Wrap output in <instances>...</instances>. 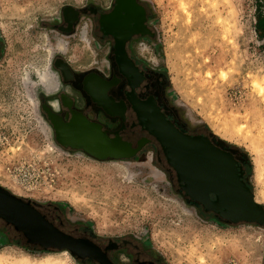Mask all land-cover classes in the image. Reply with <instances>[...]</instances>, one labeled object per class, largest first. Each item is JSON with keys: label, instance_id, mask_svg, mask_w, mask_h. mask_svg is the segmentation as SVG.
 Returning <instances> with one entry per match:
<instances>
[{"label": "rangeland", "instance_id": "rangeland-1", "mask_svg": "<svg viewBox=\"0 0 264 264\" xmlns=\"http://www.w3.org/2000/svg\"><path fill=\"white\" fill-rule=\"evenodd\" d=\"M148 1L162 43L157 67L167 74L172 98L201 135L211 131L247 153L248 161L239 159L264 206V36L255 30L264 0ZM89 2L108 0H0V187L22 200L63 207L66 223L82 220L104 236L148 241L172 264H264L263 228L222 225L197 211L199 217L184 215L181 208L188 207L150 166H130L132 178L117 181L102 174L110 163L54 146L39 112L38 76L59 54L49 58L44 48L61 37L38 23ZM81 48L78 36L68 40L73 55ZM56 252L0 243L4 264L24 254L28 264H38ZM53 264L80 263L69 255Z\"/></svg>", "mask_w": 264, "mask_h": 264}, {"label": "flooded vegetation", "instance_id": "flooded-vegetation-1", "mask_svg": "<svg viewBox=\"0 0 264 264\" xmlns=\"http://www.w3.org/2000/svg\"><path fill=\"white\" fill-rule=\"evenodd\" d=\"M126 8L121 9L118 0H108L106 5L89 2L82 8L65 6L52 16L54 18L38 23L39 28L61 37L67 44L71 37H79L83 26L88 23L89 27L84 28L85 34L91 41L97 59L87 70L76 69L58 52L51 60V70L57 77L58 86L39 99V112L50 129L55 144V131L43 109L44 105L65 122L71 118V111H75L88 121L99 124L110 138L118 133L123 141L131 143L135 148L141 142L137 153L124 161H141L144 165L153 167L158 175L167 178L175 193L183 196L160 143L150 134L153 127L141 124L133 107L149 106L182 133L192 136L201 134L197 131L198 127L190 125L183 108L172 98L167 74L157 67V56H161L162 43L155 8L148 0H129ZM103 22L107 24V28L101 25ZM127 32L131 35L124 46L126 59L122 60L116 54V40ZM141 42L148 45L156 64L137 53L136 48ZM2 49L3 42L0 38V56ZM58 61L65 62L68 70L59 68ZM120 66H123V72L120 71ZM104 106L107 107L106 110ZM142 121L146 122L147 118ZM61 151L80 154L98 163L115 162L110 158L94 160L70 147L62 148ZM234 158L242 172V180L252 191L246 162L239 157ZM211 198L214 199L213 196ZM184 199L195 207L203 219L206 216L215 218L220 224L229 226L247 224H234L213 212H205L201 205L185 196ZM21 204L37 213L40 224L47 221L55 231L51 232L49 228L39 224L37 229L27 235L16 230L0 216V243L21 247L33 253L59 251L57 248L60 247L67 250L80 264H172L148 241L128 235L104 236L82 220L66 223L63 221L65 211L61 206L31 200H22Z\"/></svg>", "mask_w": 264, "mask_h": 264}, {"label": "water", "instance_id": "water-1", "mask_svg": "<svg viewBox=\"0 0 264 264\" xmlns=\"http://www.w3.org/2000/svg\"><path fill=\"white\" fill-rule=\"evenodd\" d=\"M118 3L121 9L126 10L129 0H118ZM101 25L107 28L105 22ZM130 35L127 32L116 40V54L122 60L126 59L124 46ZM57 63L62 70H68L65 62ZM120 71L123 72V66H120ZM37 95L40 99L47 96L48 91L41 88ZM104 108L107 109L105 106ZM133 108L141 124L153 127L150 134L160 143L166 162L174 171L184 195L170 191L184 206L199 217L196 209L185 202V196L201 205L205 212H213L234 224L245 222L264 229V206L255 200L254 193L242 180V172L230 152L216 147L205 136L182 133L164 121L163 116L157 111L155 113L149 106ZM43 109L53 125L52 130L55 131L58 146L53 141L54 146L80 150L82 154L94 160L110 158L132 167L143 164L141 161H124L137 153L141 142H138L135 148L131 143L123 141L118 133H114V137L110 138L99 124L88 121L81 113L71 111V118L65 122L58 115L52 114L47 106L44 105ZM143 118H147V121L143 122ZM164 182L169 185L165 176ZM21 201L22 199L0 187V216L16 230L29 235L37 229L40 220L37 213L23 206ZM40 225L49 228L51 232L55 231L47 221H42ZM57 249L68 252L60 247ZM69 255L73 257L70 253Z\"/></svg>", "mask_w": 264, "mask_h": 264}, {"label": "bare ground", "instance_id": "bare-ground-1", "mask_svg": "<svg viewBox=\"0 0 264 264\" xmlns=\"http://www.w3.org/2000/svg\"><path fill=\"white\" fill-rule=\"evenodd\" d=\"M106 1L107 0H102V2L104 4H106ZM42 37H44L45 39H48L47 33H45V32L42 33ZM65 43L66 42L63 41L61 38H57L56 42L53 45L46 46V48H44V50L46 51L47 55L50 58V55L53 54V52H59L57 50L58 47L65 44ZM79 44L82 47L81 48L82 50L80 53L81 55H79V57L73 55L69 49L67 52L61 53V54L67 59L68 63H70V65L73 68L86 69V68L93 66L97 60L95 58V52H94V49L92 47L91 41L89 40V38H87L84 28L82 29V31L79 34ZM136 50L140 56H143L144 58H148V60H150L151 62H153L155 64V62H156L154 60L155 58L152 56L150 51H148L144 54H141V50L139 48V45L136 48ZM51 59H52V55H51ZM50 62H51V60H50ZM46 70L47 71L40 73L38 76L39 77V85L45 91L47 90L49 92V91L54 90L58 86V80H57L55 73L49 67ZM150 168H152V170H154L153 167H150ZM102 172H103L102 174H105L106 172L111 173L112 177L117 181L118 180L119 181L129 180L133 176L132 175L133 173L130 170L129 164L120 163V162L110 163L108 165L107 169L103 170ZM254 173L255 174L258 173L257 167H256ZM162 178L164 179V177H162ZM255 200L257 201L256 198H255ZM180 207H183V205L180 204ZM181 209H182L184 215L192 216L191 209H189V208H181ZM193 254H194L193 250L191 252H189V256H192ZM208 256H210V253H208ZM62 257L63 258H69V254L66 251L50 253V256H48L44 261L39 262L38 264H53L57 258H62ZM5 260H6L5 257L0 254V264H4ZM28 263H29V257L24 254V255H21L19 257L13 258L12 262L10 264H28Z\"/></svg>", "mask_w": 264, "mask_h": 264}, {"label": "trees", "instance_id": "trees-1", "mask_svg": "<svg viewBox=\"0 0 264 264\" xmlns=\"http://www.w3.org/2000/svg\"><path fill=\"white\" fill-rule=\"evenodd\" d=\"M255 30L257 34H259V36H264V17H256ZM204 128H207L206 125H204ZM208 137L216 147H220L221 149L225 150H230V152H232L235 157H239L244 159V161H248L247 153L241 147L229 143L223 139H220L211 131H209Z\"/></svg>", "mask_w": 264, "mask_h": 264}, {"label": "clouds", "instance_id": "clouds-1", "mask_svg": "<svg viewBox=\"0 0 264 264\" xmlns=\"http://www.w3.org/2000/svg\"><path fill=\"white\" fill-rule=\"evenodd\" d=\"M82 2H83V0H82ZM83 27H84L85 29H87V28L89 27V24L86 23ZM139 48H140V50H141V54H144V53H146V52L149 51V47H148V45L145 44L144 42H141V43H140ZM57 50H58L60 53H65V52H67V51H68V44L65 43V44L59 46ZM85 70H87V69H85Z\"/></svg>", "mask_w": 264, "mask_h": 264}]
</instances>
